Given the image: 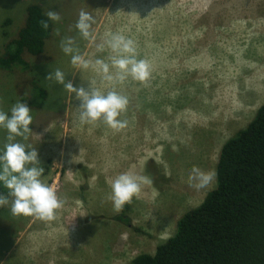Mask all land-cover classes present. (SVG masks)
I'll use <instances>...</instances> for the list:
<instances>
[{
	"label": "rangeland",
	"instance_id": "1",
	"mask_svg": "<svg viewBox=\"0 0 264 264\" xmlns=\"http://www.w3.org/2000/svg\"><path fill=\"white\" fill-rule=\"evenodd\" d=\"M37 4L57 11L42 55L23 59L30 70L0 69V110L31 98L33 80L47 92L29 107L27 141L39 154L43 183L66 201L53 221L14 216L0 207V264H128L172 237L178 219L215 188L190 185L193 167L215 168L222 145L244 129L264 103V0H0V57ZM93 15L94 41L75 25L80 11ZM59 30V35H57ZM111 34L135 41L138 59L152 68L145 84L128 77L115 85L92 68L73 66L61 41L74 39L86 59L110 63ZM103 94L115 88L129 104L119 132L98 121L81 124V101L49 73ZM113 71H115L113 69ZM25 100V101H24ZM47 130V131H46ZM8 133L0 128V151ZM82 149V150H81ZM122 173L148 177L139 198L116 213L111 183ZM123 214L124 222L117 221Z\"/></svg>",
	"mask_w": 264,
	"mask_h": 264
},
{
	"label": "trees",
	"instance_id": "2",
	"mask_svg": "<svg viewBox=\"0 0 264 264\" xmlns=\"http://www.w3.org/2000/svg\"><path fill=\"white\" fill-rule=\"evenodd\" d=\"M51 34L52 22L39 5L30 4L24 26L0 57V69L30 70L24 54L42 55ZM32 84L31 98L24 103L40 107L47 92L36 80ZM214 171L215 188L178 219L172 237L152 255H139L128 264H264V103L249 124L222 145ZM0 196H11L2 182ZM115 219L125 221L123 214Z\"/></svg>",
	"mask_w": 264,
	"mask_h": 264
},
{
	"label": "clouds",
	"instance_id": "3",
	"mask_svg": "<svg viewBox=\"0 0 264 264\" xmlns=\"http://www.w3.org/2000/svg\"><path fill=\"white\" fill-rule=\"evenodd\" d=\"M46 16L51 21L61 20L57 11L49 10ZM40 23L44 29L49 26L47 21L42 20ZM94 23L93 15L81 10L75 27L84 39L94 41L92 32ZM57 35H59V30H57ZM74 44L75 41L71 37H66L61 41L62 51L71 55L72 65L82 69L92 68L101 73L105 81L113 85L123 83L128 77L145 84L151 78L150 63L145 59L137 58L135 41L122 34H111L105 43L97 45L98 51H103L106 44L114 53L109 58L110 63L102 59H95V61L86 59L79 53L78 48L74 47ZM46 79H54L81 101L78 108V119L81 124H94L102 121L117 132L127 127V120H121L119 117L126 112L129 100L115 88L103 94L91 84L88 90L83 86L74 87L72 81L65 82V75L59 69L54 73H49ZM10 112L9 117L7 112L0 110V128L6 129L8 133L7 143L0 151V182L14 198L11 201V213L14 216H34L43 221H53L57 218L58 211L64 208L66 201L58 197L55 188L41 181L40 177L44 168L38 166L40 165L38 151L30 144L17 141V137L27 141L32 133L29 128V125L33 123L31 110L26 103L17 102ZM215 178L214 170L204 172L198 167H193L189 182L191 186L203 189L208 187ZM151 183L152 181L145 176L130 173L118 175L111 183L112 195L109 197L114 211L122 212L126 204L132 203L134 197H140L142 185ZM8 204V198L0 196V207Z\"/></svg>",
	"mask_w": 264,
	"mask_h": 264
}]
</instances>
